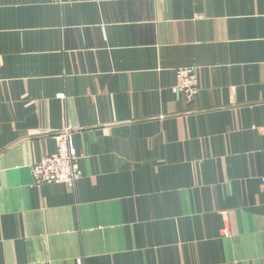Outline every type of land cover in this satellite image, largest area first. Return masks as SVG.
<instances>
[{
    "label": "crops",
    "instance_id": "obj_1",
    "mask_svg": "<svg viewBox=\"0 0 264 264\" xmlns=\"http://www.w3.org/2000/svg\"><path fill=\"white\" fill-rule=\"evenodd\" d=\"M263 127L264 0H0V264H264Z\"/></svg>",
    "mask_w": 264,
    "mask_h": 264
},
{
    "label": "built area",
    "instance_id": "obj_2",
    "mask_svg": "<svg viewBox=\"0 0 264 264\" xmlns=\"http://www.w3.org/2000/svg\"><path fill=\"white\" fill-rule=\"evenodd\" d=\"M175 84L171 91L175 95H182L186 101H191L198 93V72L194 67L179 68L175 70ZM264 140V127L261 128ZM56 143V151L53 154L45 155L39 162L31 165L32 181L34 184H64L73 187L74 183L81 176L77 162L79 156L71 140V131L65 128L53 134ZM264 183V176L261 178ZM222 236H227L230 231L223 227Z\"/></svg>",
    "mask_w": 264,
    "mask_h": 264
}]
</instances>
